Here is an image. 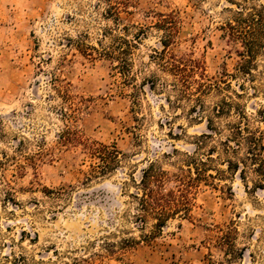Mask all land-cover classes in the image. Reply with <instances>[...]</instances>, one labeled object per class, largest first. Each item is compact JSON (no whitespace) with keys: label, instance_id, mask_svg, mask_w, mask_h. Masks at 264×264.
<instances>
[{"label":"rangeland","instance_id":"obj_1","mask_svg":"<svg viewBox=\"0 0 264 264\" xmlns=\"http://www.w3.org/2000/svg\"><path fill=\"white\" fill-rule=\"evenodd\" d=\"M239 6L264 0H0V264H264V189L252 172L245 181L240 172L228 175L223 190L202 187L192 218L169 221L150 245L122 260H91L109 233L139 235L124 218L133 180L152 162L174 172L180 154L192 153L195 137L208 132L191 104H168L176 96L173 78L154 59L166 34L156 26L160 15L177 20L171 52H193L214 77L236 74L241 63L238 46L220 30ZM134 36L141 39L130 57L129 84L115 62L82 53ZM253 72L252 81L231 79L225 94L251 127L264 130V51ZM221 98L206 97V110ZM238 121L232 110L217 123ZM68 128L115 145L122 153L117 170L87 180L93 160L81 146L59 143ZM229 225L238 230L243 255L227 262L210 240Z\"/></svg>","mask_w":264,"mask_h":264},{"label":"trees","instance_id":"obj_2","mask_svg":"<svg viewBox=\"0 0 264 264\" xmlns=\"http://www.w3.org/2000/svg\"><path fill=\"white\" fill-rule=\"evenodd\" d=\"M238 8L233 18L223 24L220 30L229 43L238 46L236 52L241 63L236 74L225 71L214 77L207 75L204 60L195 57L193 52L180 55L171 52V47L176 44L177 20L160 15L156 26L166 34L161 41L163 50L155 51L157 56L154 59L162 61L160 66L173 78L170 87L176 96L175 101L168 98V104L174 107H182L184 103L191 104V110L201 113L198 119H205L208 132L195 137L192 153L180 154L174 150V156L181 155L174 172L152 162L142 171L138 182L133 180L134 191L128 196L132 208L124 213V218L134 225V230L139 235L135 237L133 231L125 232L127 230L109 233L100 240V251L94 252L91 260L105 256L122 260L138 246L150 245L162 236L169 221L175 218H192L196 197L202 187L223 190L220 182L230 174L240 172L242 180L245 181L247 172H252L258 179L257 188L264 189V130L251 127L250 119L240 104L234 103L225 94V91L231 89L230 80L237 75L249 81L255 79L253 70H256L258 57L264 51V6ZM140 39L138 36H134L132 41L114 37L109 46H103L102 43L99 47L86 46L82 53L91 59L106 58L115 62L114 67L129 84L135 79L130 57L133 50L137 49ZM131 85L133 90H138L135 84ZM254 91H257L256 88ZM211 94H219L222 98L206 110L205 98ZM235 96L241 98L238 93ZM66 97L63 99L67 100L70 96L67 94ZM232 110L237 111L239 121L220 126L217 120L229 116ZM261 113V119L264 120V111ZM58 138L62 145L81 146L93 160L87 180L105 177L115 172L121 163L122 153L115 145L87 140L78 130L72 131L68 128ZM218 164L225 165L226 169H220ZM216 232L215 240L210 241L223 251L226 261L242 258L243 254L240 256L236 247L237 228L234 225L217 227ZM119 233L124 236L118 237ZM63 264H79V261L74 259L71 263Z\"/></svg>","mask_w":264,"mask_h":264}]
</instances>
